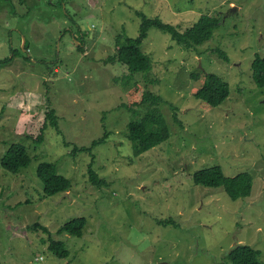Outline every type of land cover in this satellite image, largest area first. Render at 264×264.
Listing matches in <instances>:
<instances>
[{"label": "rangeland", "instance_id": "obj_1", "mask_svg": "<svg viewBox=\"0 0 264 264\" xmlns=\"http://www.w3.org/2000/svg\"><path fill=\"white\" fill-rule=\"evenodd\" d=\"M202 14L220 25L195 49L148 30V74L126 80L127 68L109 61L116 38L140 33L142 15L183 32ZM256 55L264 56V0H0V264H231L228 254L241 244L264 263ZM211 73L230 89L217 108L195 97ZM145 92L162 99L170 138L134 155L127 126L140 119L144 107L134 103ZM50 109L57 131L48 127L37 141ZM105 133L92 155L71 151ZM17 142L31 162L12 173L1 159ZM43 161L71 181L68 190L44 197ZM89 164L103 183L90 181ZM212 165L227 176L248 172L250 195L233 199L223 186L196 184L194 173ZM78 217L86 220L81 237L58 234ZM49 238L65 244L67 258L50 253Z\"/></svg>", "mask_w": 264, "mask_h": 264}, {"label": "trees", "instance_id": "obj_2", "mask_svg": "<svg viewBox=\"0 0 264 264\" xmlns=\"http://www.w3.org/2000/svg\"><path fill=\"white\" fill-rule=\"evenodd\" d=\"M220 19L214 15L202 14L195 24L183 32H179L172 25L165 24L159 18H148L142 15V24L140 33L134 39L116 38L115 49L116 53L113 57H109L110 62H117L124 65L129 75V79L136 73L148 74L151 69V59L141 50L143 41L147 38L148 30L151 27H156L163 32L169 34L178 46L185 49H195L204 43L208 42L219 28ZM80 49V47H78ZM221 59L229 61L228 56L221 50H213ZM11 58L4 61L7 63ZM251 75L254 83L258 87H264V56L256 55L250 65ZM230 89L227 82L223 81L216 74H207L204 85L197 91L195 97L210 107L217 108L222 105L229 97ZM162 99L151 93L145 92L141 99L134 103L135 106H142L141 117L136 122H131L127 126V139L132 142L133 154L139 155L147 150L165 143L170 138V130L166 120L160 109ZM57 116L53 110H48L45 114V125L41 135L37 137V141L43 140L44 130L48 127L57 131ZM108 134L105 133L99 139H93L87 146L74 145L72 152L83 151L92 155V149L97 145L106 141ZM93 157V156H91ZM31 162V157L22 143H12L1 159V166L6 171L18 173L22 168H25ZM37 174L43 184L44 197L55 193L63 192L71 187V181L57 172L56 166L52 162L43 161L38 165ZM89 179L92 183H103L98 177L95 170L88 166ZM194 182L198 185L207 187L223 186L225 191L233 198H241L250 195L251 191V176L248 172H240L233 176H227L220 165H212L206 168L197 170L194 173ZM169 221L162 222L167 224ZM174 223V222H171ZM86 226L84 217H78L70 220L59 228L58 234L66 233L72 237H81ZM35 228H41L47 233V228L36 223ZM48 250L58 258L65 259L69 253L65 249V244L62 241L49 238ZM260 252L247 245H237L228 254V259L231 264H264L259 260Z\"/></svg>", "mask_w": 264, "mask_h": 264}]
</instances>
